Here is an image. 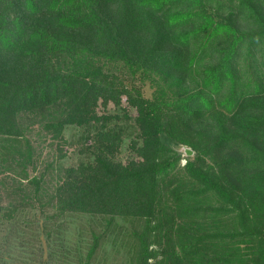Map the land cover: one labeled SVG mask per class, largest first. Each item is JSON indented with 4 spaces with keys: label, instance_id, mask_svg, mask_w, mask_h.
<instances>
[{
    "label": "trees",
    "instance_id": "16d2710c",
    "mask_svg": "<svg viewBox=\"0 0 264 264\" xmlns=\"http://www.w3.org/2000/svg\"><path fill=\"white\" fill-rule=\"evenodd\" d=\"M42 119L81 130L58 215L143 220L134 264H264V0H0V174L22 165L10 217L45 204L27 170Z\"/></svg>",
    "mask_w": 264,
    "mask_h": 264
},
{
    "label": "rangeland",
    "instance_id": "374dc122",
    "mask_svg": "<svg viewBox=\"0 0 264 264\" xmlns=\"http://www.w3.org/2000/svg\"><path fill=\"white\" fill-rule=\"evenodd\" d=\"M112 68L117 71V64ZM124 77L128 88L141 84L126 75ZM141 87L146 96H152V84ZM123 104L133 115L137 114L126 100ZM109 110L115 111L113 103L109 104ZM23 122L28 124L30 120L26 117ZM45 123L43 119L42 123L35 122L26 132L35 149V164H30L27 170L30 176L43 175L47 189L41 196L45 204L35 199L19 207L14 217H10L11 206L5 204L10 200L9 195L17 197L14 185L20 177L22 165L14 163L16 167L9 173L0 174V202H4L0 208V264H134L138 243L131 234L134 229L143 227V220L117 216L108 229L109 216L73 212L58 215L55 204L48 201L53 186L62 181L65 170L76 165L83 155L80 153L81 142L77 141L81 132L79 127L69 126L61 138L48 132ZM184 147L180 146L178 151L186 158L188 154ZM133 155L126 142L118 158L126 162ZM184 158L182 163L186 162ZM95 235L103 236L96 252L88 256Z\"/></svg>",
    "mask_w": 264,
    "mask_h": 264
},
{
    "label": "water",
    "instance_id": "95a60500",
    "mask_svg": "<svg viewBox=\"0 0 264 264\" xmlns=\"http://www.w3.org/2000/svg\"><path fill=\"white\" fill-rule=\"evenodd\" d=\"M184 152L187 153L188 155L194 154V151L188 146L184 147Z\"/></svg>",
    "mask_w": 264,
    "mask_h": 264
},
{
    "label": "bare ground",
    "instance_id": "6f19581e",
    "mask_svg": "<svg viewBox=\"0 0 264 264\" xmlns=\"http://www.w3.org/2000/svg\"><path fill=\"white\" fill-rule=\"evenodd\" d=\"M96 166V165H95Z\"/></svg>",
    "mask_w": 264,
    "mask_h": 264
}]
</instances>
